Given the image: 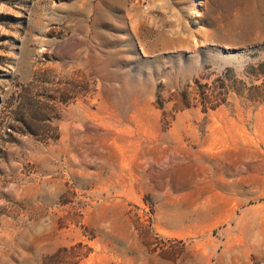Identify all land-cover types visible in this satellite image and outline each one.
<instances>
[{
  "label": "rangeland",
  "instance_id": "374dc122",
  "mask_svg": "<svg viewBox=\"0 0 264 264\" xmlns=\"http://www.w3.org/2000/svg\"><path fill=\"white\" fill-rule=\"evenodd\" d=\"M0 264H264V0H0Z\"/></svg>",
  "mask_w": 264,
  "mask_h": 264
}]
</instances>
